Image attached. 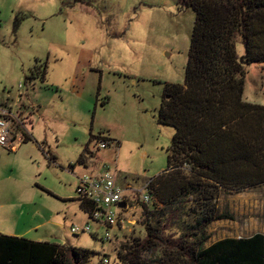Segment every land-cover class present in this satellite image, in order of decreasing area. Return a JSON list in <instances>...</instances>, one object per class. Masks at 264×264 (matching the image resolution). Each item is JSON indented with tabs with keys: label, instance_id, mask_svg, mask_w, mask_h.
Returning a JSON list of instances; mask_svg holds the SVG:
<instances>
[{
	"label": "rangeland",
	"instance_id": "1",
	"mask_svg": "<svg viewBox=\"0 0 264 264\" xmlns=\"http://www.w3.org/2000/svg\"><path fill=\"white\" fill-rule=\"evenodd\" d=\"M193 24L192 9L180 0H0V101L9 92L30 129L17 150L0 147V234L44 223L42 233L66 248L68 264H78L73 249L90 252L87 264H124L122 246L146 238L137 195L123 230L109 231L110 242L94 223L95 234L72 235L70 227L86 221L76 202L85 172L77 160L81 154L89 160V151L91 165H107L118 187L134 189L167 169L174 130L158 123V112L164 87L183 84ZM236 51L243 55L239 39ZM35 60L46 63L45 79L25 84ZM244 72L243 101L264 106V64ZM98 138L110 140L105 149L96 148ZM154 203L148 223L163 229V205ZM216 212L233 220L210 225L213 239L264 227V185L222 191ZM175 227L161 236L180 237ZM161 256L142 251L139 262Z\"/></svg>",
	"mask_w": 264,
	"mask_h": 264
},
{
	"label": "trees",
	"instance_id": "2",
	"mask_svg": "<svg viewBox=\"0 0 264 264\" xmlns=\"http://www.w3.org/2000/svg\"><path fill=\"white\" fill-rule=\"evenodd\" d=\"M180 1L192 9L194 24L183 84L164 87L158 112V123L174 130L168 165L148 180L151 203L141 206L146 238L122 246L120 259L124 264H244L240 258L255 253L259 241L262 248V236L204 245L210 224L233 220L217 215L220 193L264 185V106L243 101L244 68L264 64V0ZM238 39L242 56L236 51ZM46 69V63L36 61L25 84L44 81ZM84 161L81 154L78 164ZM154 201L163 205V229L148 223ZM84 207L79 206L85 214ZM178 223L183 227H175ZM173 227L180 237L165 240L162 231ZM157 250L161 259L139 262L142 251ZM65 251L53 243L0 235V264H68ZM72 253L78 264H87L91 255L79 249Z\"/></svg>",
	"mask_w": 264,
	"mask_h": 264
},
{
	"label": "built area",
	"instance_id": "3",
	"mask_svg": "<svg viewBox=\"0 0 264 264\" xmlns=\"http://www.w3.org/2000/svg\"><path fill=\"white\" fill-rule=\"evenodd\" d=\"M22 89L23 86L20 85L19 90ZM20 96L19 94L17 98ZM19 108L8 92L5 103L0 105V147L8 152L17 150L29 137L23 123L20 122ZM97 141L96 148L99 150L105 149L109 144L106 139L98 138ZM148 184L146 181L140 189H134L130 185L118 187L110 168L103 164L96 172L83 174L77 179L75 192L78 207L85 205L86 221L81 226L70 227L69 232L72 235L95 234L89 226L90 223H94L98 227H105L106 233L102 240L110 242L109 231L111 229L122 231L127 223L124 215L129 210L132 196L137 195L136 204L139 207H149L151 197L148 193ZM120 204H124V207H118ZM103 263H106V260H103Z\"/></svg>",
	"mask_w": 264,
	"mask_h": 264
},
{
	"label": "crops",
	"instance_id": "4",
	"mask_svg": "<svg viewBox=\"0 0 264 264\" xmlns=\"http://www.w3.org/2000/svg\"><path fill=\"white\" fill-rule=\"evenodd\" d=\"M36 61H38V60H35V62ZM35 62H34V64H35ZM31 83L32 82H30L29 84H31ZM25 88H26V86H25ZM3 103H5V99L2 100V101H0V105L3 104ZM21 110H22V108L20 107L19 108V111L21 112ZM34 112L37 113L38 111L35 109ZM28 127L29 126H27V130L30 132V129ZM29 138H30V134H29ZM41 151H42V154H43V150H41ZM47 153L50 156V159H48V163H54L56 161V158L52 154H50V151H48ZM85 154H87V157H89V160L85 156L84 163L82 165H80V164L77 163L78 166L79 167H82V169L85 172H87V173H94V172H96L99 169L100 166H98V168H96V164L95 163H93L91 165V162L93 161V160H91L92 155L90 154L89 151L88 152H85ZM44 157H45V155H44ZM52 158H53V160H52ZM78 159H79V157H78ZM77 162H78V160H77ZM91 166H92V168H91ZM71 170L74 172L75 166H72ZM85 172H83L82 174H84ZM125 185H129V184H124L123 186H125ZM71 201H74V200H71ZM221 221L224 222L226 220H221ZM213 223H215V222H213ZM213 223L210 224V225H213ZM44 225L45 224L42 223V224L37 225V226H34V227H29V228L25 229L23 232L13 233V234H9V235L11 237L25 238V239H28L30 241L38 242V243H41V242L52 243V241L49 239L47 233H42L43 232V228H45V227H42ZM209 226H208V230H207V233H206L209 238H208L207 242L204 245L205 248H208L211 245H213V244H215L217 242L226 240V239H231V240H236L237 241V240H248V239H250V238H252V237H254L256 235L262 236V238H263L262 248H261V243L259 241V244H258L259 245V248L256 250V252L255 253H252L250 256H248L246 258H248V263L247 264H264V227H262V228H260V229H258L256 231L248 232L249 234L246 233V235L236 234V236H234V235L227 236V237L226 236H223L222 238L213 239V236L211 235V230H210L211 227H209ZM249 228H251V227H246L247 230L251 231ZM0 233H2V232H0ZM0 235H3V234H0ZM246 258H243V257L240 258V262L243 260L244 261V264H245L246 263Z\"/></svg>",
	"mask_w": 264,
	"mask_h": 264
},
{
	"label": "water",
	"instance_id": "5",
	"mask_svg": "<svg viewBox=\"0 0 264 264\" xmlns=\"http://www.w3.org/2000/svg\"><path fill=\"white\" fill-rule=\"evenodd\" d=\"M118 207L123 208L124 207V204H120Z\"/></svg>",
	"mask_w": 264,
	"mask_h": 264
}]
</instances>
